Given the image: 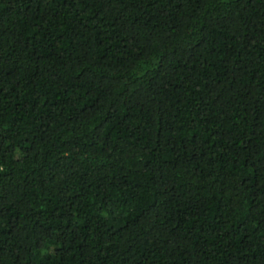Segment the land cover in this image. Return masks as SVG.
<instances>
[{"label": "trees", "instance_id": "16d2710c", "mask_svg": "<svg viewBox=\"0 0 264 264\" xmlns=\"http://www.w3.org/2000/svg\"><path fill=\"white\" fill-rule=\"evenodd\" d=\"M0 264H264V0H0Z\"/></svg>", "mask_w": 264, "mask_h": 264}]
</instances>
